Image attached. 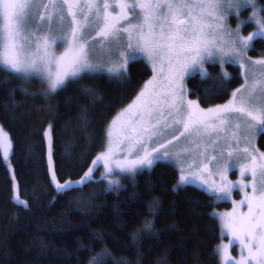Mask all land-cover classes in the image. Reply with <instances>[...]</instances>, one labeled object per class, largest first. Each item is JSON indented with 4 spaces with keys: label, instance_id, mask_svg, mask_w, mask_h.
Listing matches in <instances>:
<instances>
[{
    "label": "trees",
    "instance_id": "1",
    "mask_svg": "<svg viewBox=\"0 0 264 264\" xmlns=\"http://www.w3.org/2000/svg\"><path fill=\"white\" fill-rule=\"evenodd\" d=\"M257 2L264 10V0ZM252 43L248 53L264 56V39ZM207 67L205 76L185 78L203 108L226 101L243 81L235 63ZM127 68L126 78L100 73L53 93L41 79L0 66V125L11 142L7 161L0 145V264H219L212 209L228 203L190 184L174 188L178 169L170 162L123 175L118 186L91 178L78 190L57 192L56 182H74L92 169L109 122L151 75L141 57ZM256 143L264 151V133ZM98 174L93 168L92 177Z\"/></svg>",
    "mask_w": 264,
    "mask_h": 264
},
{
    "label": "snow or ice",
    "instance_id": "2",
    "mask_svg": "<svg viewBox=\"0 0 264 264\" xmlns=\"http://www.w3.org/2000/svg\"><path fill=\"white\" fill-rule=\"evenodd\" d=\"M224 4H227L229 8L235 7L237 10L241 7H254L253 0H134L133 3H129L128 0H116L115 8L119 11L112 14L109 9L113 5L107 0L103 2L99 0H47V3L40 5L36 4V0H0V66L13 74H22L25 77L39 76L48 82L49 90L53 93L64 89L69 82H78L83 78L100 73H106L109 78L123 79L127 77L129 61L135 57L128 55L126 51H121L113 53L112 59H97L88 39L83 34L82 29L85 24L77 18V13L83 14V20L86 22L88 14L95 12L96 37H100L102 42L114 41L120 33H127L129 36L127 49L145 53L148 60L153 62V67L157 60L162 65L165 60L167 61L169 72V76L166 77L167 90L156 91L157 82L154 77L139 94L137 103L125 109L111 122L113 129L117 125L123 127L124 123L127 124V128L131 130V134L125 136V139L129 140V153L131 154L136 150V146L140 145L139 151H142L143 155L137 153L134 160L114 161L112 159L114 150L109 143L107 151L98 156L97 160L105 161V167L109 173L113 171L109 166L110 163H114L121 172H135L144 167L151 168L155 162L168 157L169 154L166 151L161 154L160 149L156 148L153 151L157 155L151 157V153L144 147L143 137L147 135L150 140L153 136L160 134L162 122L168 126L167 117L164 114L165 108L168 110V116H173V123L183 124L184 131L180 135L191 131L197 125L202 126L205 131L223 130V126L233 118L247 124L249 128L256 126L249 121L257 122L260 125L259 131L264 133V103L259 106L251 103L252 93L264 84V81L254 80L247 85L248 98L243 96L241 89H238L229 103L207 110L200 108L195 100H185L182 94L183 88L180 81L183 76L180 73H187L188 67L202 62V53L211 56L209 49L217 47V38L215 36L209 38V33L206 31L212 27L207 22V18L222 21L224 17L221 9ZM33 8H43L49 21L57 13H59V19L63 21L66 10L67 16L71 18L70 25L66 30L64 27L59 29L62 35H57L51 28L38 35V30L33 31L35 25L30 14ZM255 15L254 12L249 20L259 24V28L246 39L240 37L239 30L235 33L231 31L227 33L229 37L235 35V39L227 42L231 45V52L236 53L238 48L240 50L252 48L254 40L264 39V17L255 19ZM38 18L44 20L46 16L41 14ZM120 21H128L127 26L118 27ZM243 24L244 22L241 21V26ZM216 27L223 28V24L217 23ZM133 36L136 38L135 45L131 42ZM33 39L35 52L26 53V46L30 47ZM220 42L225 43L222 38ZM59 47H63L64 50L57 55L53 49ZM219 50L222 51L223 48ZM189 57L190 65L187 63ZM254 63L264 65V60ZM160 71H164L163 66ZM178 85L180 92H177ZM149 89L153 90L152 98L145 99L149 95ZM237 94H240L239 100H237ZM85 95L91 96L94 100L98 99L87 89ZM133 108L136 111H133ZM126 114L129 116V121L122 123V118ZM133 117L137 118L135 123L139 125L138 129L131 123ZM234 127L239 129L241 123H236ZM111 135V131L107 132V136L111 137ZM232 135L233 138L236 137L235 132ZM48 136L51 142L50 130ZM0 140L8 142L3 129H0ZM237 143H239L238 140ZM160 147L165 148L166 145L162 144ZM241 151L245 154L244 159L247 161L241 165V175L249 173L252 180L250 185H246L251 187V194L246 193L245 195L249 211L241 218L239 224L240 236L245 237L246 240L240 239V236L236 239H240L248 255L239 261H233L232 264H248L249 261H254V264H264V153L257 156L247 147ZM232 156L233 152H229L228 157ZM212 160L217 161L218 158L213 156ZM217 166V174L222 180H226L228 168L234 169L236 165L235 162L231 165H221L218 162ZM258 175L261 177L259 185L256 179ZM91 178L92 169H89L80 181L56 182L55 187L58 193H67L80 189ZM52 179L55 181L54 173ZM191 182L188 176L182 175L177 187ZM118 183L116 180L109 181V185H118ZM231 189L232 186L224 185L213 188V191L227 195ZM15 199L24 207H28L25 201L20 200L19 195ZM226 226L235 227L232 223H227ZM147 227L150 229L151 224H147ZM224 259L226 264L231 260L227 249H224Z\"/></svg>",
    "mask_w": 264,
    "mask_h": 264
},
{
    "label": "rangeland",
    "instance_id": "3",
    "mask_svg": "<svg viewBox=\"0 0 264 264\" xmlns=\"http://www.w3.org/2000/svg\"><path fill=\"white\" fill-rule=\"evenodd\" d=\"M99 2H103V0H99ZM107 2L113 5V7L109 9L112 14H115L119 11L118 8H115L116 0H107ZM128 2L133 3L134 0H128ZM41 3H47V0H36L37 5H40ZM257 3V0H253L254 7H241L238 10L235 7L229 8L227 4H224L223 8L221 9L222 15L224 17L222 21H216L211 18H207V22L212 27L206 29V31L209 33V38H212L213 36L217 38V47L209 49V51L212 53L211 56H209L207 53H202V62L195 66L188 67L187 73H180L183 76L180 84L183 88L182 94L185 100H195L192 99L188 94L185 84L186 76L191 73H198L200 76H205L208 73L207 65L211 62L218 63L222 69L225 62L235 63L240 69L243 81L231 92L229 98L226 101L211 105L206 108L200 106L202 109L207 110L209 108H215L217 106H223L229 103L233 99V94L237 93L238 89L242 90V94L245 98H248L249 89L247 85H250L254 80L264 81V65L254 63L258 60H264V56H252L248 53L249 49L240 50L239 48L237 49L236 53H233L230 51L231 45L227 43L231 39H235V35L232 37L227 35L229 31L235 33L237 30H239V35L243 39H246L249 35H252L257 31L259 24L253 23L249 20L250 17H253L254 12L256 14L255 19H260L263 17L260 10L261 7ZM245 9L246 13L243 14L242 12ZM30 14L33 17V24L35 25L33 31L38 30V35L48 31L49 28L53 29L57 35H62L63 33H61L59 29L64 27L66 30L70 25L71 18L67 16L66 10L64 12L63 21L59 19V13L53 15L51 21H49L43 8H33L31 9ZM41 14L46 16L44 20H40L38 18ZM77 18L85 24V27L82 29L83 34L88 39L89 45L93 48L97 59H112L113 53L126 51V53L130 56H134L135 58L141 57L151 67V75L143 82L134 98L125 107L121 108L109 122L106 131L105 146L97 155H95L90 164L92 169L95 167L99 168L98 176L92 178H103L108 183L110 180H116L119 182V185L121 183V176H133L138 170L135 172H121L114 163H110L109 166L112 167L113 171L109 173L105 167V161H98L97 157L101 156L107 151V146L109 143H111V147L114 150V155L112 158L114 161H123L125 159L134 160L136 159L137 153H139V155H143V152L139 151L140 145H137L136 150L130 154L128 151L129 140L125 139V136L131 133L130 129L127 128L126 123H124L123 127H121V125H117L113 129L111 122L125 109L137 103L139 94L144 90L145 85H147L149 81L153 80L154 77L156 78L157 82V88L155 90L161 92L167 90L168 80L166 77L169 76L168 64L166 60L163 62V65L159 60H157L155 62V67H153V62L148 60L145 53L139 51L133 52L132 49H127L126 45L129 42V36L127 33H120L118 37L114 38V41L110 40L102 42L100 37H96L97 22L94 11L88 14V20L86 22L83 20V14L79 12L77 13ZM241 21L244 22L243 26H241ZM133 23H135V21H133ZM217 23H222L223 28H217ZM248 23H251L253 26L248 31L243 32V28ZM127 24L128 21H120L118 27L127 26ZM93 37H95V39H93ZM221 38L225 43L221 44ZM131 42L133 45H135V36L132 37ZM221 47L223 48L222 51L219 50ZM63 50V47L53 49L57 55L63 52ZM34 52L35 41L33 39L31 46H26V53ZM187 63L189 65L191 64L190 57L187 60ZM161 66H163V72L160 71ZM32 76L41 79L37 75ZM42 81L46 83L49 89L48 82L46 80ZM152 91V89H149V95L145 97V99L152 98ZM177 92H180L179 85L177 86ZM239 98L240 94H237V100H239ZM251 103L254 106H259L261 103H264V84H262L255 90L254 93H252ZM133 111H136V109L133 108ZM181 111L183 112L184 109L182 108ZM167 113L168 110L165 108L164 114L167 117L166 124L168 126H165V123L162 122L160 125V134L153 136L150 140L148 139L147 135H144V147L147 148L149 153H151V157H155L157 155V153L153 151V149L156 148L160 149L161 154L165 151L168 152V157L160 161L170 162L178 169V178L173 185L174 188H177L178 182L180 181L182 175L188 176L192 181L190 185L199 187L205 192L211 194L214 200L217 202L226 201L228 203L227 206H216L212 209V214L217 219L220 227V238L215 246L216 252L219 256V264H226L224 259V249H227V254L231 257V260L227 261V264H232L233 261H239L242 257H247V250L244 249L240 243V239L246 240V238L240 236L239 224L241 218L246 216L249 211L247 201L245 200V195L246 193L249 195L251 194V187L246 185L251 184L252 177L249 173H245L243 176L241 175V165L247 162L244 159L245 154L241 150L247 147L249 151H252L253 154L257 156L260 153H264V151L258 148L256 143L257 136L260 133V125L257 122L249 121V123L256 124L255 127L249 128L247 124L233 118L227 125L223 126V130L212 131L209 129L205 131L202 126L197 125L193 127L191 131L184 132V135H180V133L184 131L183 124L173 123V116H168ZM136 119L137 118L133 117L131 123H133V125L138 129L139 125L135 123ZM127 121H129L128 114L122 118V123ZM236 123H241V127L239 129L234 127ZM0 129H3L1 125ZM109 131L112 132L111 137L107 136V132ZM3 132L6 134L8 142L5 143L3 140H0V145L2 148L3 158L5 161H7L11 150V142L7 131L3 129ZM233 132L236 133L235 138H233ZM237 140L239 143H237ZM169 141H171V143H169ZM162 144L166 145V147L161 148L160 146ZM229 152H233V156L231 158L228 157ZM48 153H50V142L47 139V155ZM213 156H216L218 160L213 161ZM218 162L221 165H231L233 162H235L236 166L234 169L231 167L228 168V171L226 172V180H222L217 174ZM205 165L207 167H205ZM49 168L52 176L53 169L51 168L50 163ZM144 168L147 169L148 167ZM256 179L257 184L259 185L261 177L258 175ZM80 180L81 178L74 182ZM224 185L232 186L231 192L229 194L225 195L224 193L213 191V188H219ZM227 223H232L235 225V227H227ZM237 236H240V239H236ZM248 264H254V261H249Z\"/></svg>",
    "mask_w": 264,
    "mask_h": 264
},
{
    "label": "flooded vegetation",
    "instance_id": "4",
    "mask_svg": "<svg viewBox=\"0 0 264 264\" xmlns=\"http://www.w3.org/2000/svg\"><path fill=\"white\" fill-rule=\"evenodd\" d=\"M130 132H131V130H130ZM131 134V133H130ZM130 134H128V135H130Z\"/></svg>",
    "mask_w": 264,
    "mask_h": 264
}]
</instances>
